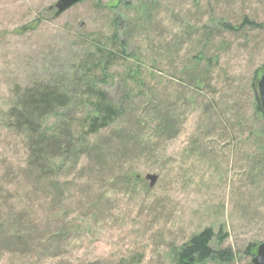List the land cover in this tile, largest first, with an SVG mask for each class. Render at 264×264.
<instances>
[{
  "label": "rangeland",
  "instance_id": "rangeland-1",
  "mask_svg": "<svg viewBox=\"0 0 264 264\" xmlns=\"http://www.w3.org/2000/svg\"><path fill=\"white\" fill-rule=\"evenodd\" d=\"M56 2L0 0V264H173L205 228L233 253L208 264H253L245 250L264 240V117L252 88L264 74V0H83L55 16ZM114 29L125 53L103 89L122 116L56 180L24 178V135L6 122L15 92L68 88ZM136 66L140 85L128 75Z\"/></svg>",
  "mask_w": 264,
  "mask_h": 264
},
{
  "label": "trees",
  "instance_id": "trees-1",
  "mask_svg": "<svg viewBox=\"0 0 264 264\" xmlns=\"http://www.w3.org/2000/svg\"><path fill=\"white\" fill-rule=\"evenodd\" d=\"M243 24L252 25L253 22L244 18ZM222 25L226 31L236 29L230 24ZM108 43L110 47L97 44L94 52L80 59L70 77L68 88L64 80L36 82L20 89L22 93L15 92L6 122L7 128L24 135L27 149V159L22 169L24 178L36 183L56 180L62 169L74 164L83 149L89 146V136L99 134L122 116V107L109 98L103 87L111 78V66L117 59L124 58L125 41L119 38L114 29ZM114 48L119 50V56ZM196 58L200 60L202 56L197 55ZM140 72L138 66L133 70L130 68L128 72L138 85L142 82ZM252 88L255 91V79ZM254 95L257 112L263 114L256 91ZM76 106L82 111L79 116L62 115ZM51 116H56L55 121L46 124L47 118ZM93 147L98 149L96 153L102 150L95 144ZM20 231L23 230L20 228ZM22 234L18 235L20 242L25 239V233ZM215 239L217 237L211 228L191 235L173 253V264L230 262L233 259L231 249L215 248L212 245ZM255 252L256 246H249L245 250L249 256Z\"/></svg>",
  "mask_w": 264,
  "mask_h": 264
},
{
  "label": "water",
  "instance_id": "water-1",
  "mask_svg": "<svg viewBox=\"0 0 264 264\" xmlns=\"http://www.w3.org/2000/svg\"><path fill=\"white\" fill-rule=\"evenodd\" d=\"M80 1H83V0H57L54 6L56 8L55 16L59 15L64 10H66L70 6ZM256 92H257V97H258L261 109L264 114V74H262L260 78L257 80ZM144 178L145 180L148 181V186L153 187L154 184L156 183L157 175L146 174ZM251 262L253 264H264V240L257 245L256 252L252 256Z\"/></svg>",
  "mask_w": 264,
  "mask_h": 264
}]
</instances>
